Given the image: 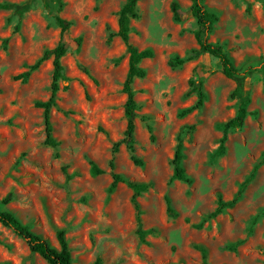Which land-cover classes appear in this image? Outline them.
Here are the masks:
<instances>
[{"label":"rangeland","instance_id":"1","mask_svg":"<svg viewBox=\"0 0 264 264\" xmlns=\"http://www.w3.org/2000/svg\"><path fill=\"white\" fill-rule=\"evenodd\" d=\"M62 1L59 11L54 0H0L28 6L21 16L14 8L0 10V201L10 194L14 198L1 209L58 249L57 232L65 230L74 264H94L98 258L103 264H203L196 245L208 250L210 264H264V165L236 206L206 220L220 196L234 198L264 154V0L205 1L219 15L209 41L225 46L243 73L251 70L245 94L255 115L228 134L224 154L218 150L223 125L238 110V100L231 99L236 84L223 75L218 60L200 51L192 1L139 2L131 41L154 53L141 64L147 76L133 84L141 106L135 154L142 167L133 163L125 145L116 154L112 151L127 128L123 87L129 54L119 37L108 42V36L118 32L119 12L127 0ZM174 3L180 22L174 19ZM57 16L72 22L65 34ZM61 41L68 52L62 60L59 108L51 113L53 135L61 142L54 150L43 145L44 111L36 107L51 96L53 58L26 83L14 78ZM176 57L193 59L173 68ZM191 81L204 82L206 101L181 117L197 101L196 95H188ZM143 116L151 118L155 141ZM193 125L196 129L187 131ZM180 135L191 185L171 182ZM112 160L116 173L151 185L138 198L143 229L155 230L145 242L137 235L133 191L120 184L113 194L108 192ZM92 161L106 173L94 177ZM166 198L177 217L168 214ZM0 241L1 264H48L2 224Z\"/></svg>","mask_w":264,"mask_h":264},{"label":"trees","instance_id":"2","mask_svg":"<svg viewBox=\"0 0 264 264\" xmlns=\"http://www.w3.org/2000/svg\"><path fill=\"white\" fill-rule=\"evenodd\" d=\"M57 5L59 11L64 8V2L62 0H54ZM141 0H127L123 5L119 12L118 18V26L119 30L117 33L110 32L108 36V42H112L115 37H119L121 41L125 44L127 53L129 54V70L127 74L126 81L124 83L123 91L127 95V102L125 105V117L127 119V128L124 133V137L121 141L113 144L112 151L116 154L120 147L125 145L128 152L130 153L131 160L133 163L138 166H143V161L139 159L136 152V141H135V131H136V119L138 118V111L141 106L136 100V92L133 88L134 81L136 79H144L147 76V71L145 68L141 66L142 62L147 59H152L154 57V53L151 49L139 50L131 41V22L133 20H138L140 18L138 4ZM191 13L197 22V30L195 32V39L200 47V51L204 54L210 55L212 58L219 61L221 64V71L223 75L230 80H233L236 84L234 91L231 94L232 100H238V110L236 116L226 122L223 125L224 136L221 141V145L219 147L218 152L220 154H224L225 152V143L227 141V136L231 131L240 130L244 127L245 122L248 117L255 115L254 113L249 111V105L251 103L249 96L245 94V82L247 79V73L250 72H242L240 68H238L232 57L230 56L229 51L225 48V46L212 43L209 41V36L214 32L215 26L219 21V15L210 10L205 1L206 0H191ZM27 5H15L8 2L0 3V10H9L14 8L18 15H23L24 11L27 9ZM172 10L174 14V19L178 22L182 20V15L180 13V8L178 4L174 3L172 5ZM56 23L61 28L62 34H65L69 31L72 26V22L67 21L60 16L56 17ZM4 49H7V41L4 43ZM67 48L63 41L59 43V45L54 50H47L44 52L43 56L33 65L27 72H24L18 76H16L15 80H21L23 83H26L31 74L37 71L43 62L53 58V78L51 84V96L47 102H37L36 107L43 109L44 111V123H45V132L46 138L43 143L45 147L52 148L54 150L59 149L61 146V142H59L53 135L54 128L53 123L51 121V113L54 109H58V93L60 91V83L64 78L65 67L62 63L63 58L67 55ZM193 57L188 58H179L176 57L171 62V66L173 68L178 66H183L185 63L191 61ZM191 89L188 93L189 96L196 95L197 101L196 103L187 109H184L181 113V117H186L194 111L200 110L206 101V93L204 91V82L200 81L196 83L195 81L190 82ZM142 120L146 123V127L151 134V140L155 141V137L153 135V126L150 123L151 118L149 116H143ZM196 129V125L190 126L187 128V131L192 132ZM102 132L106 133L104 130ZM184 139L183 136H179L178 144L176 147V151L174 154V158L172 160V166L174 169V174L171 179L173 181H180L183 183H187L191 185L193 180L187 175L184 167H183V159H184ZM56 158H59V154H55ZM264 165V154L262 159L254 166L250 176L245 179V181L241 184L237 194L230 201H225L220 196L218 199V205L215 211L210 213L206 220L215 219L219 215L223 214L226 210L233 208L236 206L243 197L248 186L254 180L256 173L260 169L261 166ZM111 175H112V183L109 187V194H113L117 187L120 184H126L132 191V203L134 208L137 211V222H138V230L137 235L141 242L146 241V237L155 232L154 229L144 230L142 223V210L141 206L138 202V198L141 197L144 193L148 192L151 185L143 182H135L127 179L124 175L116 173L114 160L110 162ZM106 172L102 168H100L95 162H91V174L94 177H98L104 175ZM13 195L10 194L2 201H0V224L4 227L13 230V232L26 241L30 250L33 253L41 256L48 264H74L72 253L69 247L68 240L66 238V231L59 230L57 232V239L60 245V249L55 248L51 245V243L43 238L40 235L35 234L30 230L29 227L22 224V222L10 211H5L1 209L2 205H7L13 201ZM167 212L171 217H177V213L172 207L171 201L169 198H166ZM264 214V213H263ZM259 218L255 221L257 222ZM203 223L195 226V228H202ZM1 243V241H0ZM241 243V242H240ZM196 250H198L202 255L203 264H210L208 260V250L204 246H194ZM1 264V263H0ZM94 264H103L102 259L98 258Z\"/></svg>","mask_w":264,"mask_h":264}]
</instances>
